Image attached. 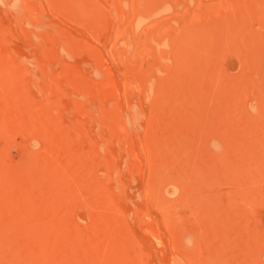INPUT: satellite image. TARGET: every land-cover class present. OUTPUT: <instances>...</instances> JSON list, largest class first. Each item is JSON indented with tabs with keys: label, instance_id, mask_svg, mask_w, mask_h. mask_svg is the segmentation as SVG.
<instances>
[{
	"label": "rangeland",
	"instance_id": "rangeland-1",
	"mask_svg": "<svg viewBox=\"0 0 264 264\" xmlns=\"http://www.w3.org/2000/svg\"><path fill=\"white\" fill-rule=\"evenodd\" d=\"M0 264H264V0H0Z\"/></svg>",
	"mask_w": 264,
	"mask_h": 264
}]
</instances>
